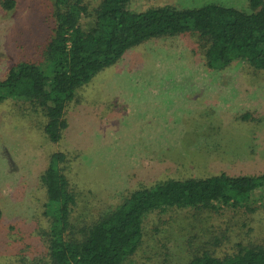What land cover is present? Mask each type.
Instances as JSON below:
<instances>
[{
  "label": "rangeland",
  "instance_id": "1",
  "mask_svg": "<svg viewBox=\"0 0 264 264\" xmlns=\"http://www.w3.org/2000/svg\"><path fill=\"white\" fill-rule=\"evenodd\" d=\"M3 1L0 79L20 62L41 61L54 26V0H14L12 8ZM211 3L252 11L250 0H134L133 7ZM197 44L181 34L130 48L78 90L59 142L46 138V117L27 103H0V264H50L54 211L40 176L54 152L66 155L77 194L70 218L77 236L133 191L160 181L264 172V69L240 60L208 68ZM218 205L149 213L127 264H187L205 251L223 257L238 244L264 246L263 187L252 192L250 210Z\"/></svg>",
  "mask_w": 264,
  "mask_h": 264
},
{
  "label": "trees",
  "instance_id": "2",
  "mask_svg": "<svg viewBox=\"0 0 264 264\" xmlns=\"http://www.w3.org/2000/svg\"><path fill=\"white\" fill-rule=\"evenodd\" d=\"M133 2L100 0L93 5L85 0H54L53 33L42 60L20 62L8 70L0 79V103L9 99L27 103L32 112L46 117V138L59 142L68 126L65 110L78 90L130 48L151 38L191 34L197 37L208 68L240 60L252 69H264V0H250L251 12L215 3L136 10ZM3 4L15 6L14 0ZM65 162L63 152L52 153L40 176L54 211L46 240L50 264H127L140 247L149 213L169 208L216 210L218 204L250 210L252 192L264 189V172L160 181L133 191L77 236L70 230L77 194L66 176ZM187 264H264V246L238 244L235 252L223 257L205 251Z\"/></svg>",
  "mask_w": 264,
  "mask_h": 264
}]
</instances>
